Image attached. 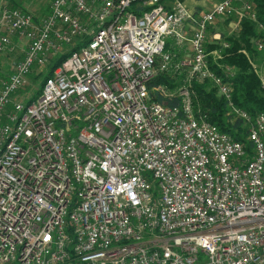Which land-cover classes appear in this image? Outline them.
<instances>
[{"label":"built area","instance_id":"1","mask_svg":"<svg viewBox=\"0 0 264 264\" xmlns=\"http://www.w3.org/2000/svg\"><path fill=\"white\" fill-rule=\"evenodd\" d=\"M234 14L255 20L242 0L199 14L183 0H51L37 20L1 6L0 140L18 137L0 155V264H264V111L246 116L239 150L191 103L192 80L207 79L241 113L204 46L208 25ZM97 20L108 27L58 66L12 129L25 98L11 96ZM12 37L25 40L21 55ZM183 69L174 90L156 88L178 102L150 96L158 70Z\"/></svg>","mask_w":264,"mask_h":264},{"label":"trees","instance_id":"2","mask_svg":"<svg viewBox=\"0 0 264 264\" xmlns=\"http://www.w3.org/2000/svg\"><path fill=\"white\" fill-rule=\"evenodd\" d=\"M7 6L15 7L28 11L25 7L15 0H6ZM51 0L48 1V5ZM253 4L255 11V20L247 15H243L237 27L230 33H221L218 39H213L209 33H214L215 28L210 24L206 31L205 50L207 52L208 66L219 76L227 81L231 88V98L235 105L244 109L250 116L254 113L264 111V93L260 87V73L254 65V61L264 62V52L258 50L256 41L260 40L264 43V31L258 28V23L264 27V0H242ZM29 12V11H28ZM30 13V12H29ZM31 14V13H30ZM32 15V14H31ZM34 20L38 17L32 15ZM231 17L224 18L223 22L228 23ZM83 41V40H82ZM76 41L68 53L53 56L48 65L42 69L40 73L30 74L29 79L34 84V87H28L33 91V94L26 101H30L37 96L43 82L50 76L57 65L63 61L69 53L79 46ZM226 43L227 46H223ZM175 51V50H173ZM232 69V72H227L226 68ZM223 74V75H222ZM226 74V79H225ZM185 75V69L180 73L171 71H157L153 79L149 82L150 96L162 104H173L179 101V98L167 100L156 88L160 85L169 91L174 90L181 79ZM230 76V77H229ZM191 103L195 115H201L207 122L216 125L223 131L228 132L234 139L240 140L248 145L246 140L247 124L239 117L231 114L228 108L227 101L224 97L217 93L216 87L209 80L191 82ZM17 95H12V101L17 100L18 96L23 93L19 90ZM12 106L10 101L7 108ZM60 264H85L75 261L71 256L69 259Z\"/></svg>","mask_w":264,"mask_h":264},{"label":"bare ground","instance_id":"3","mask_svg":"<svg viewBox=\"0 0 264 264\" xmlns=\"http://www.w3.org/2000/svg\"><path fill=\"white\" fill-rule=\"evenodd\" d=\"M121 15H122V8L113 9V16H121ZM106 27H108V20H97L96 22H94L93 26L87 29L86 36H83L80 39L81 42H78L79 46H77L76 49L72 50L69 53V55H67V57L63 61H61L59 65L55 67L52 76L58 71V66H60L61 64H64L65 61L68 58L72 57L76 52H86L88 49H90L91 44L94 42L99 32L104 31V28ZM74 44L75 42L67 43L63 48L56 51L54 56L61 55L66 52L68 53V51L71 49V47H73ZM52 76L48 77L43 82L41 89L39 93L37 94V96L32 98L30 101L25 100V102L22 105V109H18L17 113H14L13 120H12V129H19L23 120H25L26 112L31 111V109H33L36 104L42 102V95L44 94L46 90V86L49 84ZM225 79H226V74H225ZM227 81H224L223 77L220 76V82L228 83L229 81L228 82ZM237 111L241 113H235V115L234 114L233 115L242 119L246 124H247V117L249 118V120L259 119V112L254 113L255 114L254 116L253 115L250 116L247 113L248 111L246 112L244 109H242L239 106H237ZM210 130L214 131L216 134L221 136V138L223 139H230L232 142H234L236 145L239 146V150H248L247 144H245L244 142L240 140L234 139L228 132L221 130L216 125L210 123ZM246 131H247L246 137H250V125L249 124H247ZM17 137H18V130H10L9 132H7V135H3V137L0 140V155H4V147L8 146V144L10 143V140H14Z\"/></svg>","mask_w":264,"mask_h":264},{"label":"rangeland","instance_id":"4","mask_svg":"<svg viewBox=\"0 0 264 264\" xmlns=\"http://www.w3.org/2000/svg\"><path fill=\"white\" fill-rule=\"evenodd\" d=\"M15 1L20 2L25 7L26 10H28L32 15H34L35 17H38V18L40 16L45 15L48 12V9H49V5H48V8H47V4H48L49 0H15ZM6 2H7L6 0H0V8ZM233 16L230 18L229 22L231 20H235L236 22H238L240 20V18H239V16L237 14H235ZM228 23L222 22V26H220L219 29H217V31H215L214 33H212V34L209 33L210 34L209 37L212 35L213 37H211V38L218 39L219 36L221 35V33H223V32L224 33H230L232 31H234V29H235L234 27L235 26H233L232 29L226 27L228 25ZM12 40H13V43H14V48H13L14 52L20 51V49H19L20 43L25 44V40L20 41L19 39L15 38V37H12ZM13 53H11V54L5 53L4 58L12 57ZM254 65H255L256 69L259 71L260 76H263L264 75V62H262V61H254ZM28 87H32L33 88L34 85L33 86H30V85L27 86L26 85L25 87H23L22 88L23 93L20 96L28 98L30 95L33 94V91L30 90V88H28Z\"/></svg>","mask_w":264,"mask_h":264},{"label":"crops","instance_id":"5","mask_svg":"<svg viewBox=\"0 0 264 264\" xmlns=\"http://www.w3.org/2000/svg\"><path fill=\"white\" fill-rule=\"evenodd\" d=\"M217 1L218 0H183L185 6L189 9L190 12H192L194 14H199V13L211 8ZM223 20L224 19H219L218 18L212 23L211 26L213 28H215V31H217V29H219V27L222 26ZM235 25H236V21L235 20H231L226 27L232 29V27L235 26ZM23 48H24V44L20 43V47H19L20 51L15 52V54L21 55Z\"/></svg>","mask_w":264,"mask_h":264}]
</instances>
